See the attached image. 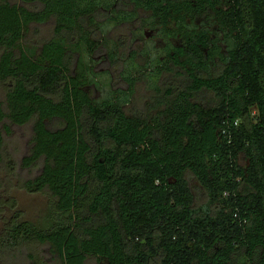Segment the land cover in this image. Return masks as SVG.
<instances>
[{"label":"trees","instance_id":"obj_1","mask_svg":"<svg viewBox=\"0 0 264 264\" xmlns=\"http://www.w3.org/2000/svg\"><path fill=\"white\" fill-rule=\"evenodd\" d=\"M128 5L150 14L144 25L165 45L146 66L122 55L126 89L94 100L95 60L72 68L99 49L100 18L137 16ZM51 20L54 37L29 47L32 28ZM0 50V124L8 136L33 127L29 154L7 158L9 176L39 167L23 188L49 200L41 222H4L0 264L32 243L52 264H264V0H0ZM139 76L155 114L128 111Z\"/></svg>","mask_w":264,"mask_h":264},{"label":"rangeland","instance_id":"obj_2","mask_svg":"<svg viewBox=\"0 0 264 264\" xmlns=\"http://www.w3.org/2000/svg\"><path fill=\"white\" fill-rule=\"evenodd\" d=\"M25 7H32L30 5L21 4ZM125 8L123 6L120 7ZM127 12H133V6H127L125 8ZM139 18H144L145 13L140 12L138 15ZM138 19V18H137ZM98 25L94 27V37L93 39L98 43L99 49L89 57L85 51H83L82 55L77 56V62L73 66V74H77L80 71V67L78 65V61L83 58V62H89L95 60L93 64L94 71L97 74V83L90 87V94L94 100H101L103 98L108 97L111 94L112 90H124L126 89L125 82L121 79L122 68L120 64H113L109 62H101L104 60L105 56H110L113 48V44H121L122 42L125 48H122V55H128L130 51H140L142 49V45L140 43L136 44V37H138L137 27H139L140 21L135 20L133 23L125 24L122 26H107L101 25L103 18H100ZM105 22V19H104ZM54 29H55V21L51 20L45 25L34 26L32 28V32L30 37L27 39V45L34 46L36 49L40 46L37 42L46 41L52 39L54 37ZM146 33L149 34V38L146 39L145 47L151 49V55L154 54V50L152 49V44L158 43V39L155 38V35L149 28L145 29ZM143 31V34L144 32ZM136 36V37H135ZM1 53V50H0ZM98 63V64H97ZM171 81V75H166L159 87L164 89V84L168 81ZM7 84H0V101H5L6 92L5 88ZM155 90L151 87L150 82L147 79V76L140 77L139 81L135 88V95L133 97L132 102L128 106L129 113H138L141 111H147V113H151V110H154L155 103ZM159 109L154 110L152 114L158 112ZM5 124V123H4ZM4 124H0V133L4 135V145L0 147V198L3 199L7 205L6 213L0 212V229L3 227L4 222L9 220L13 215L18 214L22 220L31 221L34 223L41 222L43 215L45 214L46 208L48 206V195L46 193H30L26 189L23 188V183L28 180H32L39 175L40 168L32 167V168H22L18 167L16 170L11 171V175L9 176V168H8V157L13 155L14 162H20L25 156L29 154L30 144L32 139V125H28L25 127H17L11 126L12 135L8 136L6 134V130ZM9 124V123H7ZM10 125V124H9ZM245 164V163H244ZM9 177V178H8ZM192 187L195 191L196 195V204L202 205L205 203V198L203 194H201L199 185L197 181H191ZM8 253V254H13ZM43 259V261H47L48 264H52V256L48 247L40 246L38 244H28L25 249L23 255L14 263V264H31L30 261L33 258ZM2 258V257H1ZM89 264H96L95 262H91Z\"/></svg>","mask_w":264,"mask_h":264},{"label":"flooded vegetation","instance_id":"obj_3","mask_svg":"<svg viewBox=\"0 0 264 264\" xmlns=\"http://www.w3.org/2000/svg\"><path fill=\"white\" fill-rule=\"evenodd\" d=\"M131 6H133V5H131ZM134 7V6H133ZM126 8V7H125ZM125 8H120L121 10H125ZM134 11H136V9H135V7H134ZM133 11V12H134ZM127 12V11H126ZM133 12H127V13H129V14H131V13H133ZM140 12H143V13H145V17L144 18H139V14H140ZM136 14H137V16L131 21V22H128V23H123L122 25H125V24H131V23H133L135 20H139L140 21V24H139V27H137V32H136V34L138 33V37H136L137 39H136V44L137 43H140L141 45H142V49L140 50V51H130L129 53H128V55H127V59L126 60H129L130 61V59H131V57L133 56V54H134V58H135V56H136V58L134 59V62H135V64L137 63V64H141V65H144V66H146L147 65V62L149 61V59L151 58V56H153V55H156V53H157V50H159L160 48H161V45H165V43H164V39L163 38H159V37H156L155 35H156V33L155 32H153L151 29V31L153 32V33H151L152 35H153V37L155 36V38H157L158 39V43H156V44H152V49L154 50V54L153 55H151V52H150V50L151 49H148V47H145L146 45H145V42L144 41H146V39H148L149 38V35H150V33L149 34H147L146 33V31H145V29H147V27H145V25H144V21L146 20V19H148L149 17H150V14L149 13H147V12H145V11H142V10H137L136 11ZM138 18V19H137ZM122 25H118V26H122ZM114 27H116V26H114ZM143 31H145L144 32V34H143ZM155 34V35H154ZM175 42V41H174ZM177 43V42H176ZM175 43V44H176ZM145 45V46H144ZM179 45V44H178ZM100 46V45H99ZM224 49L226 48L225 46L223 47ZM119 52H120V63H121V66H124V61H126V60H123L122 59V48L119 50ZM161 60H164L165 59V54L164 55H162L161 57ZM101 62H109V63H112V61H111V59H110V57L109 56H105V58H104V60H102V61H99V63H101ZM98 64V63H97ZM113 64H116V63H113Z\"/></svg>","mask_w":264,"mask_h":264}]
</instances>
